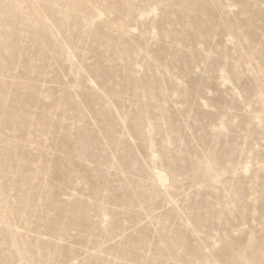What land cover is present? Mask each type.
Here are the masks:
<instances>
[{
	"label": "rangeland",
	"instance_id": "rangeland-1",
	"mask_svg": "<svg viewBox=\"0 0 264 264\" xmlns=\"http://www.w3.org/2000/svg\"><path fill=\"white\" fill-rule=\"evenodd\" d=\"M0 264H264V0H0Z\"/></svg>",
	"mask_w": 264,
	"mask_h": 264
}]
</instances>
